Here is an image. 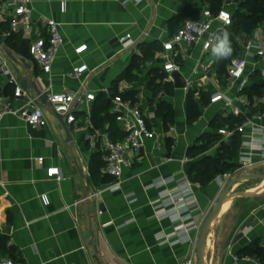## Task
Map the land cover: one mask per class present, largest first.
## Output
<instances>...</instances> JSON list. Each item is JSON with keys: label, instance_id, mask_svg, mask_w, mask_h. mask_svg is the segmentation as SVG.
Masks as SVG:
<instances>
[{"label": "crops", "instance_id": "crops-1", "mask_svg": "<svg viewBox=\"0 0 264 264\" xmlns=\"http://www.w3.org/2000/svg\"><path fill=\"white\" fill-rule=\"evenodd\" d=\"M32 1L33 17L40 27L43 19L54 18L60 23L64 43L51 72L46 73L28 51L24 52L25 47L18 49L15 41L10 45L4 35L8 29H2L5 46L0 47V53L15 79L23 88L27 87L25 90L32 97L37 96L34 85L44 93L87 89L97 97L77 112V125H70L72 143L67 142L58 114L39 100L46 125L31 127L24 118L12 113L0 121V259L10 257L23 264H181L190 255L195 236L223 189L240 176L264 175L261 144L251 148L244 144L242 136L234 157L239 167L231 176L217 173L203 183L191 172L200 160L215 157L219 144L196 156L189 154L191 147L199 144L204 134H216L218 124L223 127L229 124L228 119L236 118L223 102L211 103L210 96L223 90L234 97L237 88L228 82L226 58L217 59V68L209 72L206 88L198 87V62L203 56L199 44L182 46L176 58L189 90L176 88L175 81H165L167 74L158 59L163 40L170 38L188 15L195 18L193 11L200 15L209 3ZM12 9L10 0H0V24H7L8 28ZM40 30L44 32L42 27ZM127 34H131L132 44L125 48L121 38ZM17 35L19 41L29 44ZM235 42L239 54L241 47ZM84 44L87 50L77 54L76 48ZM78 69L83 71L79 78L70 76ZM262 71L263 60H250L247 87L264 78ZM14 88L9 76L0 73V102L13 99ZM112 90L115 95L141 104L158 137L146 141L142 153L124 171L119 185L111 189L115 180L103 173L106 140L125 137L112 111V102L107 105ZM190 99L200 108L199 117L191 123ZM13 103L16 108L23 106L22 100ZM163 103L172 110V121L163 115ZM255 121L264 128V119ZM40 157L44 158L43 164L38 162ZM243 158H249L251 163L243 167ZM53 166L60 168L61 179L48 178L47 169ZM182 176L193 184L194 207L182 214L181 221L169 215L156 216L163 202L162 194L175 191L176 180ZM233 188L216 219V243L225 253L223 264H248L235 263L233 257L251 255L243 250L257 239L264 244V203L246 214V226L241 229L242 221L233 222L235 203L244 195L261 194H246L256 189L234 193ZM178 223H183L185 229L176 232Z\"/></svg>", "mask_w": 264, "mask_h": 264}, {"label": "built area", "instance_id": "built-area-1", "mask_svg": "<svg viewBox=\"0 0 264 264\" xmlns=\"http://www.w3.org/2000/svg\"><path fill=\"white\" fill-rule=\"evenodd\" d=\"M13 9L9 15V28L4 33L6 38L14 34H20L29 43V54L34 61L46 73H50L57 55L64 43L60 23L54 18H45L42 21V32L40 25L33 17L32 0H10ZM134 3H140L143 0H126ZM237 0H223L222 7L219 11L214 12L210 6H206L200 12L197 18H188L183 21L182 25L173 33V35L163 40V51L159 54V63L163 72L167 74L165 81H174L173 73L180 72L181 66L177 61V55L180 53L182 46L201 45L203 56L198 62L200 77L197 83L199 88H206L209 72L217 68V58L212 55L211 49L215 43V36L224 29H229L234 24V11L238 8ZM235 40L240 44L241 52L231 58L227 64V79L229 84L236 86L237 94L234 97L228 96L225 91L218 90L210 96L211 103L223 102L224 107L229 110L230 114L239 118L241 122L231 126L227 124L218 129L222 141L228 142L237 133L244 140V144L249 147L255 144H261L264 151V128L258 125L255 118L264 119V94L253 95L250 97L245 89L248 84L246 75L250 60L264 61V34L259 27L253 33L238 37L234 34ZM131 34L121 38L125 48L132 44ZM87 45L77 47L75 52L82 54L87 50ZM0 73L9 76L10 83L15 85L13 99L0 102V121L6 114H18L31 126L46 125V116L43 108L38 102V97L30 96L26 90L15 79L8 67V62L4 55L0 53ZM82 69L75 70L70 76L79 78L82 75ZM264 77V71H262ZM189 90V85L185 87ZM47 103L53 111L67 119L69 125H77V112L83 106L88 105L96 100L97 95L87 89L79 92H53L48 90L45 93ZM14 100H22L23 106L16 108ZM112 111L121 131L125 137L121 140H106L105 145V164L103 173L115 180V183L109 188L117 187L119 180L124 171L131 167L134 157L139 156L148 140L157 139L156 132L149 126L148 117L142 109L141 104L125 99L121 94L112 97ZM257 111L254 116L253 112ZM246 137H250L247 141ZM160 148V145H158ZM38 162L43 164L44 158H38ZM251 163L249 158H243L241 165L244 167ZM47 176L50 179L59 180L62 173L59 167L53 166L47 169ZM226 178L231 173L224 175ZM177 186L175 191H168L162 194L163 202L158 209L157 215L173 216L175 221L183 220L187 210L194 207L193 184L185 176L176 180ZM163 206V207H162ZM172 206L173 210H168ZM176 232L185 229L183 223H178ZM235 263L245 261L248 264H264L256 255L239 256L234 255ZM0 264H23L10 257L0 259ZM183 264H195L193 259L186 260Z\"/></svg>", "mask_w": 264, "mask_h": 264}, {"label": "trees", "instance_id": "trees-1", "mask_svg": "<svg viewBox=\"0 0 264 264\" xmlns=\"http://www.w3.org/2000/svg\"><path fill=\"white\" fill-rule=\"evenodd\" d=\"M209 3L210 8L217 12L221 9L223 0H206ZM239 6L234 11V24L229 29H224L222 32L227 31L230 34V40H231V47H232V53L230 56H228L226 59L228 62L231 58L238 55V46L234 40L233 34H238L239 30H243L247 32V34L253 33L257 28L261 27L264 30V0H237ZM193 14L198 17V11H193ZM195 16V18H197ZM7 30L8 25L7 24H0V32L1 30ZM221 32V33H222ZM1 36V35H0ZM14 41L16 42V47L20 49L22 46L25 47L24 52L29 53V44H27L24 41L18 40V35L14 34L7 38V42L10 45H13ZM225 71V70H224ZM264 78H258L256 82L245 89V92L252 97L253 95H261L264 94ZM111 98L110 101L107 102V105L112 102V97L116 94L115 90H112L111 92ZM190 98H193L190 96ZM162 108H164L163 115L165 117L168 116V121L173 120L172 110L168 105H164V103L161 105ZM189 110H190V117L189 121L190 123L196 120L199 117L200 114V108L197 104V102L193 99H190L189 101ZM228 123L231 124V126H234L235 124H239L241 120L239 118H230L228 119ZM219 128L222 127V123L218 124ZM221 135L216 134H210L206 133L199 139V144L194 145L191 147L189 154L196 156L207 149H209L211 146H214L216 143H218L221 140ZM241 145V135L235 134L231 140L228 142L222 141L219 143L218 147V153L215 157L207 159H202L200 162L196 163L194 167L192 168L191 172L196 173L197 177L201 182L208 183L211 181L213 177L217 175V173H233L238 169V164L234 162V157ZM243 253L256 255L262 262H264V244L261 239H257L251 243V245L243 250Z\"/></svg>", "mask_w": 264, "mask_h": 264}, {"label": "rangeland", "instance_id": "rangeland-1", "mask_svg": "<svg viewBox=\"0 0 264 264\" xmlns=\"http://www.w3.org/2000/svg\"><path fill=\"white\" fill-rule=\"evenodd\" d=\"M188 18H191V16L188 15ZM238 33L241 34L242 36H245V34H247V32H245L243 30H239ZM263 90H264V88H263ZM224 189H223V191H224ZM251 189H256V190L253 191ZM233 190H234V193H240V192H244L247 190H251L250 192H248L246 194H254V193L257 195L261 194L260 196L255 195V197H247V195H244V197H241L235 203L236 214L234 216L233 222L238 224L239 222L242 221L241 226H240L242 229L246 226V223H244L245 221L243 220L244 217L246 216V214L249 213L252 208L257 207L261 203H264V180L253 179L251 181H244L240 184H237L233 188ZM209 213H210V211L208 212V214ZM208 214H207V216H208ZM207 216H206V218H207ZM215 224H216V221L213 223V225L210 229L209 237H208L206 261H205L206 264H223L224 258H225V253L223 254V250H221V248L218 247L219 245L217 246V243H216ZM202 225H203V223L201 224L200 230L198 231V233L195 236V240H194V244H193L191 253L188 256V258L186 259V260H188V259L192 258L195 264H197V245H198V240H199V235H200V232L202 229ZM184 262H182L181 264H183Z\"/></svg>", "mask_w": 264, "mask_h": 264}, {"label": "water", "instance_id": "water-1", "mask_svg": "<svg viewBox=\"0 0 264 264\" xmlns=\"http://www.w3.org/2000/svg\"><path fill=\"white\" fill-rule=\"evenodd\" d=\"M5 46V40L0 36V47ZM10 57L13 59V57L10 55ZM173 78L175 81L176 88H184L186 85V82L184 81L182 74L180 72L173 73ZM24 89H27L25 86ZM33 90L37 93L38 100L41 104L47 103V97L45 93L37 86H33ZM58 117L63 125L66 139L68 143L73 142V133L70 125L67 122V119L61 115L58 114ZM255 178H261L264 179V175L260 174H249L245 176H240L234 180H232L224 189L222 192L218 202L216 205L212 208L210 213L208 214L205 222L202 225V229L199 235L198 245H197V264H206V252H207V245H208V237L210 234V229L212 227V224L216 221V219L219 217L220 212L222 210V207L224 206L225 202L227 201L230 192L232 191V188L238 184L239 182H242L246 179H255Z\"/></svg>", "mask_w": 264, "mask_h": 264}, {"label": "clouds", "instance_id": "clouds-1", "mask_svg": "<svg viewBox=\"0 0 264 264\" xmlns=\"http://www.w3.org/2000/svg\"><path fill=\"white\" fill-rule=\"evenodd\" d=\"M212 55L217 59L227 58L232 53L230 34L227 31L215 36V43L211 49Z\"/></svg>", "mask_w": 264, "mask_h": 264}, {"label": "bare ground", "instance_id": "bare-ground-1", "mask_svg": "<svg viewBox=\"0 0 264 264\" xmlns=\"http://www.w3.org/2000/svg\"><path fill=\"white\" fill-rule=\"evenodd\" d=\"M213 225V224H212Z\"/></svg>", "mask_w": 264, "mask_h": 264}]
</instances>
